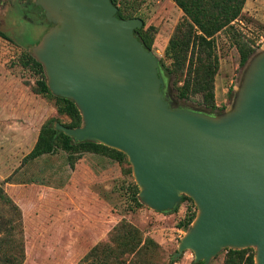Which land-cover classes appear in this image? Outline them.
Segmentation results:
<instances>
[{
    "label": "water",
    "instance_id": "95a60500",
    "mask_svg": "<svg viewBox=\"0 0 264 264\" xmlns=\"http://www.w3.org/2000/svg\"><path fill=\"white\" fill-rule=\"evenodd\" d=\"M38 3L56 26L37 60L52 92L74 101L83 120L56 129L126 154L153 209L172 212L184 194L198 205L177 257L193 250L207 264L224 248L256 247L264 264V60L231 116L171 109L160 62L135 35L142 18H118L111 0Z\"/></svg>",
    "mask_w": 264,
    "mask_h": 264
},
{
    "label": "rangeland",
    "instance_id": "374dc122",
    "mask_svg": "<svg viewBox=\"0 0 264 264\" xmlns=\"http://www.w3.org/2000/svg\"><path fill=\"white\" fill-rule=\"evenodd\" d=\"M252 1V0H251ZM39 0H0V187L21 211L24 228V264H80L97 245L116 247L127 230L137 229L150 248L134 259L146 264H199L193 250L177 257L189 230L179 227L191 202L181 201L176 211L159 212L145 204L132 165H120L104 156L86 153L71 167L67 154L43 155L23 164L35 146L43 124L68 121L57 113L55 101L36 94L37 76L20 64L24 52L36 59L43 37L56 26ZM145 22L144 32L155 30L151 52L160 62L183 12L173 0H126ZM239 18L216 36L220 71L215 82L216 108L201 97L179 99L172 78L160 68L165 101L171 109L203 112L214 118L238 112L250 78L264 60V43L254 49L245 68L235 38L252 44L264 36V0H253ZM254 45V44H253ZM256 46V44H255ZM135 185L138 201L135 205ZM188 195L184 194L183 197ZM2 207V204H0ZM197 216L199 207L193 203ZM122 240V241H121ZM253 249L257 250L256 247ZM226 248L207 264H224ZM134 253L130 256L133 258Z\"/></svg>",
    "mask_w": 264,
    "mask_h": 264
},
{
    "label": "trees",
    "instance_id": "16d2710c",
    "mask_svg": "<svg viewBox=\"0 0 264 264\" xmlns=\"http://www.w3.org/2000/svg\"><path fill=\"white\" fill-rule=\"evenodd\" d=\"M183 12V19L178 23L165 49L164 57L159 64L172 78L177 96L182 100L200 96L202 104L214 110L216 108L215 82L220 71V56L217 50L216 36L224 30L231 29L232 23L239 19L247 0H173ZM118 7L117 17L130 19L138 17L136 10L127 5L126 0H111ZM145 27V26H144ZM144 27L135 31V35L148 49L152 50L154 26L144 32ZM0 37L12 41L0 31ZM240 60V68H245L254 55L251 44L244 39L235 38ZM23 68L31 70L37 76L33 91L47 99L54 100L57 113L65 116L68 121H49L43 124L38 140L31 152L24 158L27 164L43 155L65 152L71 167L83 154L91 153L107 157L120 165H130L128 157L121 151L103 144L84 140L77 141L56 129L57 124L69 128L82 126L81 112L74 101L55 95L49 87L48 78L42 63L31 53L24 52L20 58ZM135 205L142 207L138 201V186L135 185ZM188 200L191 205L184 220L179 223L180 228L188 229L196 218L197 212L193 207V200L184 196L182 201ZM0 264H24L26 242L22 214L18 206L4 194L0 187ZM177 208L174 210L176 211ZM122 242L116 247L100 244L93 247L80 264H146L134 259L154 244L151 240L142 244L140 232L129 229L122 235ZM155 245V244H154ZM134 253L133 258L130 256ZM199 264H206L200 261ZM224 264H256L255 250L245 248L240 250L227 249Z\"/></svg>",
    "mask_w": 264,
    "mask_h": 264
},
{
    "label": "built area",
    "instance_id": "2783aa9c",
    "mask_svg": "<svg viewBox=\"0 0 264 264\" xmlns=\"http://www.w3.org/2000/svg\"><path fill=\"white\" fill-rule=\"evenodd\" d=\"M235 23H239L241 25L240 26L241 33L246 34V30L244 29V24L242 23V21L240 19H237L232 24H235ZM252 39H253L252 40L253 42L251 44L252 48H256L257 46H260L261 43H264V36H258L256 38H252ZM255 44H256V46H255Z\"/></svg>",
    "mask_w": 264,
    "mask_h": 264
},
{
    "label": "crops",
    "instance_id": "0c3cea01",
    "mask_svg": "<svg viewBox=\"0 0 264 264\" xmlns=\"http://www.w3.org/2000/svg\"><path fill=\"white\" fill-rule=\"evenodd\" d=\"M262 1H263V0H262ZM252 2H253V0H252V1H251V0H247V3H246V5H245V8H244L243 12L246 11V6H249L250 4H253Z\"/></svg>",
    "mask_w": 264,
    "mask_h": 264
},
{
    "label": "bare ground",
    "instance_id": "6f19581e",
    "mask_svg": "<svg viewBox=\"0 0 264 264\" xmlns=\"http://www.w3.org/2000/svg\"><path fill=\"white\" fill-rule=\"evenodd\" d=\"M197 221H198V220H197ZM197 221H196V222H197ZM195 224H197V223H195Z\"/></svg>",
    "mask_w": 264,
    "mask_h": 264
}]
</instances>
